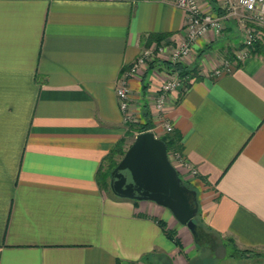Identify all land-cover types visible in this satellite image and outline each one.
Masks as SVG:
<instances>
[{"label": "crops", "instance_id": "crops-1", "mask_svg": "<svg viewBox=\"0 0 264 264\" xmlns=\"http://www.w3.org/2000/svg\"><path fill=\"white\" fill-rule=\"evenodd\" d=\"M198 2L224 11L220 0ZM224 24L182 61L196 75L164 114L198 171L175 166L197 190L203 224L219 244L264 252V44L237 60L243 32L233 17ZM185 27L174 0H0V264H264L231 255L230 242L226 256L199 258L169 208L121 198L98 179L137 131L116 94L122 69L151 35L176 45ZM168 69L157 61L130 80L132 110L143 119L146 104L160 138L174 132L155 108Z\"/></svg>", "mask_w": 264, "mask_h": 264}, {"label": "built area", "instance_id": "built-area-1", "mask_svg": "<svg viewBox=\"0 0 264 264\" xmlns=\"http://www.w3.org/2000/svg\"><path fill=\"white\" fill-rule=\"evenodd\" d=\"M222 14L202 9L198 0H174V3L184 11L186 17L185 37L176 45L168 40L153 42L145 47L137 58L130 64L124 66L121 77L118 80L116 94L119 106L123 114V120L138 130L143 121L142 117L132 110V90L130 80L139 74L146 66L157 61L171 64L181 62L190 55L192 47L197 39L211 30L220 33L224 28L226 18H235L239 28L243 32L244 41L235 51L237 60H243L252 53L255 44L264 40V0H220ZM230 69V62H225L224 68H217L215 74L220 75L224 70ZM186 83L179 72L169 66L166 70V80L163 82L155 98L156 114L166 132L174 131V126L165 116V108L169 94L179 89H185ZM174 166H184L190 175H197L198 171L191 166L185 156L178 150L169 153Z\"/></svg>", "mask_w": 264, "mask_h": 264}, {"label": "water", "instance_id": "water-1", "mask_svg": "<svg viewBox=\"0 0 264 264\" xmlns=\"http://www.w3.org/2000/svg\"><path fill=\"white\" fill-rule=\"evenodd\" d=\"M110 184L115 195L128 200L154 201L169 208L191 230L195 229L198 206L193 205L189 194L196 196L197 191L183 183L169 158L166 142L153 131L135 136L111 172Z\"/></svg>", "mask_w": 264, "mask_h": 264}, {"label": "trees", "instance_id": "trees-1", "mask_svg": "<svg viewBox=\"0 0 264 264\" xmlns=\"http://www.w3.org/2000/svg\"><path fill=\"white\" fill-rule=\"evenodd\" d=\"M217 9V8H216ZM219 14H222L224 11H221L220 8L217 9ZM167 35L165 34H161V35H151L150 41H157V42H162L163 40H166ZM264 44V40H261L259 42L256 43L257 45H263ZM255 46V47H256ZM254 50H252L253 52ZM167 66L172 67L173 69H175L176 71L179 72L180 76H182L185 80L186 83V87L190 86V81L191 79H193L195 77V72H194V68H191L189 66H185L184 64H182L181 62H177L174 64L165 62ZM153 64V63H152ZM144 110H143V121L140 125V129L137 132H144V131H149L152 129L153 127V123L151 120V115H150V110L147 108V105H144ZM135 134H133L134 136ZM136 136V135H135ZM134 136V137H135ZM162 139L166 142L167 146H168V152L172 151V150H181L182 149V145H181V135L178 132H173V134L171 136H167V137H162ZM124 143H125V139H122L116 146L115 148L111 151V153L107 156V158L104 160V164L101 166L99 172H98V179L100 180L101 185L104 188L110 189L111 184H109V178H111V172L112 170L117 166V164L119 163L117 157L118 156H122L125 154L126 150L124 149ZM179 172V171H178ZM180 175V173H179ZM181 177V176H180ZM183 183L185 185H187L189 188L196 190L195 186L190 183L189 181H185L183 180ZM197 191V190H196ZM190 200L193 203V205H197L198 206V214L196 215V217L194 218V222H195V229L192 230L193 236H194V240L196 242V245L198 246L199 241L197 240V234L199 229L205 230L208 234H213V235H217V239L221 240L223 242V238H221L220 235L216 234L212 229L206 227L203 222L201 221L199 214H200V206H199V201L197 198V195H193V194H189ZM161 224L163 226H165V223L161 221ZM168 234H170L169 231H166ZM227 242H224V246L227 245ZM229 242L232 244L230 246H232L231 248L233 249V252L231 255L235 256L238 255L241 258H264V252L261 251H256V250H252V249H241L239 248L233 239L229 238ZM228 242V243H229ZM200 248V246H198V249ZM264 261V260H263Z\"/></svg>", "mask_w": 264, "mask_h": 264}, {"label": "rangeland", "instance_id": "rangeland-1", "mask_svg": "<svg viewBox=\"0 0 264 264\" xmlns=\"http://www.w3.org/2000/svg\"><path fill=\"white\" fill-rule=\"evenodd\" d=\"M132 128L137 130L136 133H135V135H137V132L139 130L136 127H134V126ZM134 136L133 135L129 136L127 141L125 139V143H124L123 147H124V149L126 151L129 148V146L131 145V143L134 141V139H135ZM168 153H171V151L168 152ZM121 158H122L121 155L117 157V159L119 161L121 160ZM172 163L174 164L173 161H172ZM182 179L185 180L184 178H182ZM185 181H187V180H185ZM110 183H111V178H109V184ZM110 190H111V187H110ZM197 240L199 241L198 246H200V248L198 249L199 250V254H200L199 258L205 257V259L206 258L209 259V258L213 257L214 258L213 260L215 261L216 259H220L221 256H224V255L226 256L228 254V252H230V251L226 250L225 246L222 243H220V244L218 243L217 238H214V240H213L211 234H208L205 230L199 229L198 234H197ZM212 251L216 253V254H214V256L215 255H217V256L214 257L213 255H211ZM226 260H227V257H225V259L222 260L220 262V264H227L228 261H226ZM223 261H225V262H223ZM207 264H210V262L207 263Z\"/></svg>", "mask_w": 264, "mask_h": 264}, {"label": "flooded vegetation", "instance_id": "flooded-vegetation-1", "mask_svg": "<svg viewBox=\"0 0 264 264\" xmlns=\"http://www.w3.org/2000/svg\"><path fill=\"white\" fill-rule=\"evenodd\" d=\"M127 174V171H124Z\"/></svg>", "mask_w": 264, "mask_h": 264}]
</instances>
